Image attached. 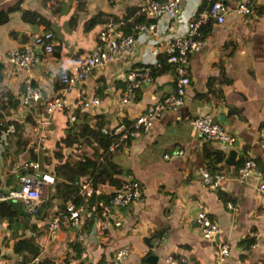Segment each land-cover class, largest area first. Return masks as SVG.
I'll return each mask as SVG.
<instances>
[{"label": "crops", "instance_id": "1", "mask_svg": "<svg viewBox=\"0 0 264 264\" xmlns=\"http://www.w3.org/2000/svg\"><path fill=\"white\" fill-rule=\"evenodd\" d=\"M145 1L0 0V17L19 3V8L10 10L0 22V119L11 121L0 133V188L18 186L23 161L37 159L41 164V154L51 156L56 140L75 121L87 118L96 124L103 118L109 126L132 122L156 99L174 90L176 68L167 61L163 38L184 35L204 0H181L177 15L161 14L157 18L161 37L136 31L137 22L133 27L126 25V33L134 34L130 51L98 66L81 83L67 89L64 95L70 104L54 112L49 125L40 126V118L46 115L43 101L63 91L60 74L82 62L102 22L108 17H117L120 24L130 22ZM237 3L226 0L223 21L211 20L202 46L191 52L187 65L191 81L183 103L165 109L147 131L125 140L110 155L122 175L131 174L141 183L138 201L128 207H115L120 225H110L101 232V216L97 215L90 228L85 225L83 240L74 225L50 231L47 224L41 223V217L48 218L63 207L60 198L51 197L54 190L50 185L49 202L41 205L40 214L29 213L23 205L11 201L0 202V264L28 260L32 264H106L115 249L124 245L131 248L126 264H170L167 258L171 255L177 260L175 264H255L264 260V193L257 188L258 178L250 175L240 179L238 164L225 162L228 152L204 137L193 123L197 115L212 113L235 134L242 150L240 156L258 158L264 169V13L253 10L241 14ZM254 4L264 9V0H255ZM24 8L41 14L50 27L23 20ZM93 16L98 21L90 20ZM46 30H51L53 50L47 53L37 44L35 51L41 60L30 71L8 61L13 50ZM12 32L28 40L21 42ZM160 57L165 60V69L141 84L139 99L121 103L126 72L141 66H161ZM223 75L226 81L221 80ZM27 76L42 88L44 98L24 101ZM209 78L213 80L210 85ZM92 96H99V103L86 105L85 99ZM204 145L225 152L222 162L216 163L220 169L212 173L220 174L216 186L206 184L201 176V169L206 167ZM178 147L183 149L181 155L164 157ZM76 153L71 152L70 161L77 158ZM47 169L51 171L52 163ZM199 209H206L217 222L220 230L215 240L201 236L195 221ZM159 230L150 242L145 241L146 236ZM75 240H79L85 258L73 247ZM222 242L228 245V254L223 258L219 253ZM69 247L80 258L72 256ZM149 255H154V262L148 260Z\"/></svg>", "mask_w": 264, "mask_h": 264}, {"label": "built area", "instance_id": "2", "mask_svg": "<svg viewBox=\"0 0 264 264\" xmlns=\"http://www.w3.org/2000/svg\"><path fill=\"white\" fill-rule=\"evenodd\" d=\"M225 2L226 0H205V4L189 22L184 35L165 36L163 38L167 61L174 64L176 68L174 90L166 96L156 99L155 103L136 115L132 122L125 123L120 121L110 128L102 127L103 132L114 136L108 148L110 151H115L122 147L125 140L137 138L142 131H147L165 109L174 108L183 103L186 88L191 81L187 71L190 54L192 51L198 50L204 40L200 37L199 30L209 19L219 22L223 21ZM247 2L248 0H238L237 11L239 13L246 14L249 11ZM180 7L181 0H146L137 10V13L144 15V19L137 21L135 30L153 37H161L162 33L157 24V18L163 13L175 16L180 11ZM51 37V32L33 37L32 40L23 43L20 48L13 50L8 56V61L27 72L30 71L41 60L40 55L35 51L36 45L40 44L45 52L51 53L53 50ZM133 42V33H125L121 29L120 23L113 17L105 19L96 34L95 43L90 52L86 54L82 62L76 67L61 74L63 91L53 94L43 101L46 115L40 118V126L46 127L49 125L51 115L56 111L63 110L70 104L67 96L64 95L67 89L72 88L77 83H81L98 66L105 62L116 60L129 52ZM125 77V86L120 96L121 103L134 100L136 90L141 84L150 79V67L131 68L126 72ZM23 96L24 101L44 98L42 88L39 85L32 84L30 76L25 78ZM99 101V96H92L85 99V104H98ZM193 123L204 137L218 142L219 146L224 150L228 151L233 148L236 158L242 154L241 147L237 145L235 134L217 121L212 113L204 112L197 115ZM261 135L264 136V126H261ZM182 153L183 149L178 147L172 153H165L164 157L169 158L172 154L181 155ZM21 168L23 171L19 176L18 186L0 188V202L19 201L29 213L38 214L42 203L48 197L49 186H52L55 182V176L51 171L43 168L37 159L24 160ZM200 172L206 184L211 186L218 184L220 174H212L206 167L201 169ZM237 174L240 179L254 175L258 178L257 188L259 192L264 193V170L258 165L256 159L245 156L241 163L237 165ZM74 185L83 200L75 202L73 199H67L60 211L48 218H43L45 216L41 217L43 219L41 223L47 224L50 231L58 230L62 226L74 225L80 230L78 235L80 240L85 237L84 222L86 220L94 219L97 215H100L99 227L101 232L110 225L118 226L120 225V219L115 207H128L138 201L142 195L140 181L131 174L124 175L123 181L118 186H110L105 183L95 184L92 178L88 176L78 177L74 181ZM195 221L203 238L208 240L217 238L220 230L219 226L206 209H199L196 212ZM68 250L72 256L77 255L76 250L72 247H69ZM130 251L131 248L128 245L117 247L112 258L106 264H126L125 260ZM219 253L221 258L228 254V245L226 243L222 242L219 244ZM79 254L84 258L86 256L83 250ZM167 259L170 264H175L177 261L173 255ZM6 264L32 263L28 260ZM255 264H262L261 260H258Z\"/></svg>", "mask_w": 264, "mask_h": 264}, {"label": "trees", "instance_id": "3", "mask_svg": "<svg viewBox=\"0 0 264 264\" xmlns=\"http://www.w3.org/2000/svg\"><path fill=\"white\" fill-rule=\"evenodd\" d=\"M255 0H248L247 6H248V12L247 14H250L253 10H255V13H264V9L260 5L254 4ZM205 2V0H204ZM205 4V3H204ZM19 8V3L17 2L14 6H11L7 8L6 11H4L5 16L0 17V22L4 21L7 18V14L10 10ZM202 8V7H201ZM200 8V9H201ZM136 10V9H134ZM131 9L128 11L130 12ZM135 12V11H134ZM3 13L2 11L0 14ZM131 13V12H130ZM21 16L23 20L32 23V24H42L44 27H50L49 21L41 16L38 12L35 10L30 9H22ZM96 16V15H95ZM95 16H93L90 20H95ZM116 21H118L117 17H113ZM144 15L138 13V15L135 16V18L130 21H123V23L120 24V27L123 28V31L126 33L128 32L126 25L128 26H134V24L137 21L143 20ZM210 23L211 19H209L207 22L201 26L199 32L200 37L204 39V37L207 35V33L210 30ZM46 32H51V30H46L41 34H45ZM12 36L19 39L21 42L27 41L28 37H23L22 34H18L17 32H12ZM163 57H160L159 63L161 66L156 65L151 67L150 69V76H154L157 73H160L165 69ZM170 63V62H169ZM1 65H0V76H1ZM61 78V74H60ZM221 80H225L224 75L221 77ZM228 80V79H227ZM212 78L208 79L207 83L210 85L212 83ZM205 95V93H202ZM140 98V92L139 89L136 90L134 100ZM17 100H14L13 105H16ZM89 107H85L84 110L88 111ZM76 118V117H75ZM11 121H5L0 119V133L2 129L7 128V126L10 124ZM125 122H129L128 120H125ZM16 128H19V124L16 122H13ZM261 126H264V121L261 122ZM102 127H111L107 124V121H105L103 118H100L96 121V124L86 118V121L82 119L81 122H74L73 125H69L64 132L63 135H61L55 142L54 148L52 150L51 156H45L44 154H41V157L43 158V162L41 161V165L43 168L47 169L49 168V165L52 163V173L55 176V182L53 184V194L51 197L56 196L60 198L62 204L64 205L65 201L67 199H73L75 202H81L83 200V197L78 194L77 187L74 185V181L80 177V176H88L91 177L93 182L95 184L97 183H105V184H113L114 186H118L120 182L123 181L124 175H122V171L118 166H114L113 163L110 160V155L114 151H110L109 145L114 139V136L110 133H105L102 130ZM117 150V149H116ZM203 154L206 159V168L211 172H217L220 169V166L216 165L217 162H222V160L225 158V152L221 150H209L205 145L203 147ZM77 151L76 155L77 158L73 159L74 161H70L71 159V152ZM32 157H36L34 153L31 154ZM40 157V159H41ZM245 156H239L235 164H240ZM256 159L258 165L262 167V165L259 163L258 158ZM47 164V165H45ZM47 167V168H46ZM48 170V169H47ZM264 170V169H263ZM226 200L225 194L222 192H219V196ZM48 199H50V196L47 197L45 202L42 203L45 204ZM93 199V198H92ZM91 199V200H92ZM15 205L22 206L23 204L19 201L12 202ZM62 206V205H61ZM19 210V209H18ZM92 224V219L86 220L84 225L86 227L90 228V225ZM159 231L154 232L150 236L145 237L146 242H150L149 240L153 239L155 236L159 234ZM77 239V238H76ZM251 241L252 238H244L243 241ZM76 250L80 251V242L74 241L72 244ZM45 264L44 262H41ZM261 263L264 264V260H261Z\"/></svg>", "mask_w": 264, "mask_h": 264}, {"label": "water", "instance_id": "4", "mask_svg": "<svg viewBox=\"0 0 264 264\" xmlns=\"http://www.w3.org/2000/svg\"><path fill=\"white\" fill-rule=\"evenodd\" d=\"M227 152H228V155L225 158V162L228 164H234L235 159H236V153H235L234 149L231 148ZM153 256L154 255H149L148 260L154 262V260H152V258H154Z\"/></svg>", "mask_w": 264, "mask_h": 264}, {"label": "rangeland", "instance_id": "5", "mask_svg": "<svg viewBox=\"0 0 264 264\" xmlns=\"http://www.w3.org/2000/svg\"><path fill=\"white\" fill-rule=\"evenodd\" d=\"M46 199H47V198H46ZM46 199H45V200H46ZM45 200H44V202H45ZM47 202H49V199H48V201H47ZM47 202H46V203H47ZM39 214H40V211H39Z\"/></svg>", "mask_w": 264, "mask_h": 264}]
</instances>
